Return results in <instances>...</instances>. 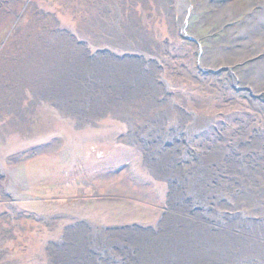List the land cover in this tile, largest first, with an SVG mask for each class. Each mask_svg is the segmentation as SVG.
Instances as JSON below:
<instances>
[{
  "label": "rangeland",
  "instance_id": "374dc122",
  "mask_svg": "<svg viewBox=\"0 0 264 264\" xmlns=\"http://www.w3.org/2000/svg\"><path fill=\"white\" fill-rule=\"evenodd\" d=\"M101 1L0 0V264H50L51 247L79 223L97 235L151 230L174 192L172 179L150 169L146 146L131 138L125 117L106 111L75 120L35 88L33 76L57 67L53 49L46 51L56 34L70 32L71 64L83 54L88 65L100 57L140 65L163 92L151 115L173 106L175 118L188 116L197 131L184 128L165 146L186 156L182 169L218 151L264 149V88L249 80L257 56L221 54L245 26L246 0H106L133 8L117 17L122 26L131 15L144 29L143 51L136 43L117 46L115 36L86 20L85 7L95 12ZM105 24L114 30L111 20ZM51 86L61 87L41 82L40 92ZM137 102L121 107L141 124L150 114Z\"/></svg>",
  "mask_w": 264,
  "mask_h": 264
},
{
  "label": "bare ground",
  "instance_id": "6f19581e",
  "mask_svg": "<svg viewBox=\"0 0 264 264\" xmlns=\"http://www.w3.org/2000/svg\"><path fill=\"white\" fill-rule=\"evenodd\" d=\"M246 2L245 26L222 47L221 54L228 59L257 56L249 80L264 88V54H261L264 0ZM98 4L95 12H92L94 5L85 7L82 14L86 20L96 22L105 34L115 36V43L123 49L130 43L138 44L141 51L147 47V34L140 25L135 27L132 16L128 15L122 26L121 15L117 17L120 10L125 14L133 12L131 6L124 3L120 6L122 9L116 8L106 0ZM105 20L109 23L111 20L114 30L109 24L106 26ZM88 28V25L83 27L87 31ZM61 35L47 38L50 47H42L46 51L53 49L57 67L49 71L42 68L43 73L39 71L33 76L31 80L38 82L35 88L42 96L51 97L54 100L51 103L59 104L58 111L63 115L75 120L100 117L106 111L125 117L131 127V138L146 146L144 150L151 166L148 168L172 179L174 192L169 210L155 228L97 235L79 223L65 231L62 240L51 247L50 264H264V149L246 146L240 153L218 151L207 161L192 165L190 170L182 169L180 164L187 162L186 156L174 149L170 153L165 146L174 137H180L184 128L185 134L190 129L197 131L194 125L186 123L188 116L175 118L174 113L179 111L173 106L150 114L154 107L161 105L163 92L153 87L151 78L140 65L106 64L101 57L88 65L83 63V54L76 56L75 65L71 64L75 45L64 40L72 39L70 32ZM50 57L48 62L53 59ZM21 66L15 71L18 75L23 72ZM62 71L69 72L70 76ZM18 75L13 76L17 81L26 78ZM0 79L3 78L0 76ZM17 81L15 84L22 85V81ZM41 82L61 87L51 86L47 93L46 90L41 93ZM134 100L150 114L141 124L121 107Z\"/></svg>",
  "mask_w": 264,
  "mask_h": 264
}]
</instances>
